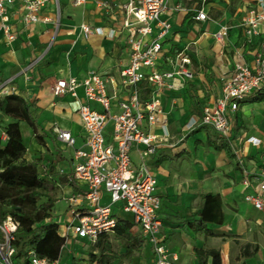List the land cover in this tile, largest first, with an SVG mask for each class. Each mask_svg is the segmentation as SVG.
Returning <instances> with one entry per match:
<instances>
[{
	"label": "crops",
	"instance_id": "obj_1",
	"mask_svg": "<svg viewBox=\"0 0 264 264\" xmlns=\"http://www.w3.org/2000/svg\"><path fill=\"white\" fill-rule=\"evenodd\" d=\"M75 1L60 0L61 22L57 29L53 22L27 26L23 0H14L8 5L7 24L15 40L8 43L0 30V80L15 78L18 96L30 105L32 112L37 110L41 115L44 134L55 136L64 161L55 164L56 179L61 176L69 178L73 170V151L59 142L58 131H71L77 148L84 144L78 111L85 102V94L80 88L77 99L69 94L55 97L53 87L59 80L83 79L90 73H96L108 81L110 95L117 92L123 96L125 91L120 85V71L130 59L125 32L116 41L95 34L86 39L80 27L85 23L92 29L120 28L126 16L118 7L127 0H92L80 7L74 5ZM255 3L256 0H208L206 3L202 0H171V12L163 15L172 29L164 43V56L159 61V68L171 70L169 58L186 49L192 59L194 78L185 83L174 81L173 88L162 93V115L159 119L167 121L169 136L160 143L154 155H147L144 149L135 147L131 159L135 168L145 161L156 176L157 193L162 202L159 217L163 233L167 245L178 256V264L186 255L189 258L184 259V264H199L196 249L219 250L222 264H264V210L258 211L244 201V190L240 184L244 169L258 174L264 168V91L248 97L236 112L231 113L233 139H237L241 148L243 167L229 143L214 130L199 127L188 134L185 131L190 119L200 118L205 109L215 107L225 81L232 76L238 61L253 68L256 54L261 50L260 43L264 41V31L249 39L241 24ZM202 6L209 19L198 22L194 19V9ZM42 17L55 19L53 4H48ZM225 26L229 28L228 36L218 41L215 35ZM44 54L47 55L46 63L42 62ZM36 56L42 57L38 65L25 75L20 74ZM142 98H149L145 87L142 88ZM92 106L101 110L98 104ZM112 112H119L116 100H112ZM146 128L159 138L164 136L160 123L152 127L146 124ZM249 137L259 139L261 146L246 144L245 139ZM209 138L218 145L225 141L232 158L225 150H216L210 145ZM66 152L70 153L67 155ZM48 165L50 167L51 164ZM72 182L75 187L61 188V198L83 189ZM207 195L218 197L221 206L222 223L207 224L215 237L195 233L189 226L200 218ZM103 201L105 204L109 202L108 194L103 195ZM178 215L186 224L174 223V217ZM62 228L59 229L60 235ZM133 230L138 231L136 227ZM233 239H237L240 245L232 250ZM247 244L258 246L255 257H242L243 247ZM232 251L233 260L230 257ZM69 252L64 261L74 258ZM208 264H211V259Z\"/></svg>",
	"mask_w": 264,
	"mask_h": 264
},
{
	"label": "built area",
	"instance_id": "obj_2",
	"mask_svg": "<svg viewBox=\"0 0 264 264\" xmlns=\"http://www.w3.org/2000/svg\"><path fill=\"white\" fill-rule=\"evenodd\" d=\"M90 1L92 0H76L74 5L80 7ZM207 1L202 0L203 3ZM13 2L14 0H0V30L4 32L8 43L15 40V35L7 24L8 5ZM170 2L171 0H127L118 7L126 16L120 28L92 29L85 23L80 26L86 39L95 34L116 41L126 33L130 59L128 65L120 71V85L125 95L119 96L117 92L110 95L108 81L96 73H90L83 79L59 80L52 89L55 97L69 94L77 99L80 88L85 94V102L78 111L84 137L83 146L76 147V139L71 131L59 130L57 137L60 143L73 151V170L69 179L83 187L80 192L63 198L67 205L65 224L59 226L63 227L62 237L66 240L63 249L73 240H86L94 246L100 236L114 235L116 217L127 216L138 229L152 264H178V256L167 245L163 233V223L159 217L162 202L157 193L156 176L145 161L135 168L131 159L135 147H141L147 155L156 153L160 143L169 136L167 121L159 119L162 115V93L172 89L174 81L185 83L194 78L192 59L186 49L169 58L171 70L163 71L159 68V61L164 56V43L172 29L171 23L163 19V15L172 10ZM23 3L24 22L27 26L53 22L59 28L60 0H23ZM48 4L55 7V19L42 17ZM194 13V19L198 22L209 19L203 6L195 8ZM241 27L249 39L264 31V0H256ZM228 32V27H222L215 37L222 41L228 36ZM53 43L54 41L51 46ZM260 46L253 68L238 61L232 76L225 81L222 95L215 107L205 109L203 116L190 119L185 126L187 134L199 127L214 130L221 139L229 143L241 167L243 155L237 139H233L234 122L231 113L236 112L248 97L264 91V41ZM41 59L42 57H38L31 60L20 74L25 75ZM144 87L148 90V99L142 98ZM10 95H18L14 77L0 80V99ZM112 100L117 101V113L112 112ZM92 104H98L101 110L94 108ZM158 123L164 132V136L160 138L146 128V124L152 127ZM0 138L3 143L8 141L3 129H0ZM245 143L254 147L261 146V141L255 137L245 139ZM40 169L47 172L49 165L42 163ZM59 173L63 174V171ZM240 184L244 190V201L254 209L263 211L264 168L258 174L244 169ZM104 194L109 195V202L106 204L103 201ZM19 228L20 222L13 215L2 216L0 204V264H71L63 258L56 261L42 259L34 251L16 259L17 249L14 243Z\"/></svg>",
	"mask_w": 264,
	"mask_h": 264
},
{
	"label": "trees",
	"instance_id": "obj_3",
	"mask_svg": "<svg viewBox=\"0 0 264 264\" xmlns=\"http://www.w3.org/2000/svg\"><path fill=\"white\" fill-rule=\"evenodd\" d=\"M0 113L12 121L7 126L0 127L8 136L6 143H3L0 138V204L2 216L11 214L20 222L14 243L17 249L16 259L34 251L42 259L56 261L62 258L66 240L59 233V225L51 221L55 207L52 194L56 188L75 187V185L67 176L56 179L55 165L51 164L49 170L44 172L40 169V161H29L26 158L27 149L21 132L22 123L33 130L40 144L45 145V143L43 136L38 134L31 107L24 99L18 95L0 99ZM208 143L216 150H225L232 158L230 147L225 141L218 145L209 138ZM205 199L200 218L189 223V226L195 233L202 232L206 237H215L216 235L207 228V224L222 223L220 201L213 195H207ZM116 219L114 237L125 241V255L132 257L136 253L141 254L145 250L144 241L140 235L133 233L132 220L127 216L116 217ZM110 238L109 235L100 236L94 247L102 252L112 251ZM84 242L87 243L86 240ZM251 248L250 244L243 247V258L256 256L258 248L256 247L253 251ZM195 256L199 264H208L210 259L211 264H222L219 250L196 249ZM114 257L112 253L103 255L100 263L112 264ZM74 262L75 257L72 258L71 264ZM95 263L96 256L91 254L89 264Z\"/></svg>",
	"mask_w": 264,
	"mask_h": 264
},
{
	"label": "rangeland",
	"instance_id": "obj_4",
	"mask_svg": "<svg viewBox=\"0 0 264 264\" xmlns=\"http://www.w3.org/2000/svg\"><path fill=\"white\" fill-rule=\"evenodd\" d=\"M37 57L38 56L33 57L32 60L36 59ZM46 57L47 55L44 54V59L42 62L46 63ZM25 93L26 92L24 91L23 94ZM32 116H33V120H35V122L37 123L38 134L43 136L44 138L43 142L47 144V146L40 144V142L35 137L33 130L27 124L22 123L21 132L23 135L24 144L27 149L26 157L33 161H40L41 163L46 162L52 165L64 163L55 136L52 133H50V135L44 134L45 131L41 127L43 123V120L41 119V115L38 114L36 110L32 112ZM10 122L12 121L0 113V127H5ZM38 146L41 148V150H39ZM41 151H44V153ZM66 153L68 155L70 152H66ZM63 166L65 167V165ZM62 194L63 192L61 188H56L55 192L52 194V198L55 201V207L53 210V214H52L53 216L51 221L53 223L58 224L59 226H63L67 218V205L63 201V198H61ZM174 218H175V222H174L175 224H186L184 218L180 217L179 215L175 216ZM133 233L135 235H140L137 230H133ZM110 237H111L110 241L112 243V251L110 252H102L100 249H96L93 245H90L84 241H79L74 243L70 241L69 247L63 249L64 252L62 253L61 257L62 258H66L67 256L69 257L70 255L69 251H71V255L75 257L74 264H87V263L89 264L91 259V254H93L96 256L95 264H105V263H100L101 258H103V255H109V253H112L113 255H115V257L112 260V264H118L119 262H121V264H152L151 258L149 256V252L146 249L142 251L141 254L136 253L132 257H127L125 255L126 254L125 241L121 239H116L114 235H111ZM239 245L240 242L237 239H233L231 249L233 250V248H237V246ZM242 247H240V249ZM255 247L258 246L256 244H253L251 251H253ZM232 253L233 251L231 252L230 257L233 260ZM188 258H189L188 255L183 256L181 259V264H184L183 263L184 259H188ZM67 261L72 263V259L70 258H68ZM222 263H223V258H222Z\"/></svg>",
	"mask_w": 264,
	"mask_h": 264
}]
</instances>
